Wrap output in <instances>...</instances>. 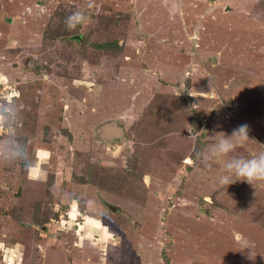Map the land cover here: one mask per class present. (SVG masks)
Instances as JSON below:
<instances>
[{"label":"rangeland","instance_id":"374dc122","mask_svg":"<svg viewBox=\"0 0 264 264\" xmlns=\"http://www.w3.org/2000/svg\"><path fill=\"white\" fill-rule=\"evenodd\" d=\"M0 100L28 145L0 161V264H264V182L217 183L264 151V0H0Z\"/></svg>","mask_w":264,"mask_h":264},{"label":"clouds","instance_id":"9594fccd","mask_svg":"<svg viewBox=\"0 0 264 264\" xmlns=\"http://www.w3.org/2000/svg\"><path fill=\"white\" fill-rule=\"evenodd\" d=\"M86 19L87 17L82 11H76L66 18L65 24L69 30H72L78 25L85 23ZM21 125L20 108L12 100H0V161L5 163L27 161V141L25 140L22 143L20 139L5 131L9 127L17 128L21 127ZM215 127H220V125L217 124ZM186 130L189 137L194 140L199 139L196 128H188ZM250 131L251 126L248 123L237 125L230 134L220 136L207 149L196 151L193 159L189 162L198 161L202 167L208 169H211L213 165H219L222 158L234 154L237 148L242 147L248 141ZM212 133L215 135L216 131L213 130ZM237 180L245 181L250 185L255 182H264V151L252 153L248 157L231 155L229 159L223 162L222 173L217 178L219 186L227 187ZM21 260L20 258L19 264H21Z\"/></svg>","mask_w":264,"mask_h":264},{"label":"water","instance_id":"95a60500","mask_svg":"<svg viewBox=\"0 0 264 264\" xmlns=\"http://www.w3.org/2000/svg\"><path fill=\"white\" fill-rule=\"evenodd\" d=\"M212 60H215V57L212 58ZM110 124H114V123H111V122H105L103 123L101 126H100V130H101V133H103V136H105L107 139H109L110 136H112L114 134V132H112V128L114 125H111ZM116 135V134H115ZM104 204L111 210H116L117 208V205L116 204H113L111 202H108V201H105L104 200Z\"/></svg>","mask_w":264,"mask_h":264},{"label":"bare ground","instance_id":"6f19581e","mask_svg":"<svg viewBox=\"0 0 264 264\" xmlns=\"http://www.w3.org/2000/svg\"><path fill=\"white\" fill-rule=\"evenodd\" d=\"M243 5V4H242ZM243 7H245L244 5H243ZM248 7V6H247ZM248 9V8H247ZM146 51V50H145ZM149 51V50H148ZM147 53V52H146ZM247 68V67H246ZM220 77V76H219ZM246 77H248V76H246ZM250 77V76H249ZM242 79V78H241ZM249 79V78H248ZM242 81V80H241ZM248 81V80H247ZM216 82V81H215ZM212 83V82H211ZM215 85H217V84H215ZM243 90V89H242ZM241 91V90H240ZM244 91V90H243ZM242 94V93H241ZM96 101V100H95ZM74 142V141H73ZM66 145V144H65ZM74 145V144H73ZM67 147V146H66ZM64 148V147H63ZM72 148H74V147H72ZM42 161H43V159H42ZM45 162V161H44ZM43 162V163H44ZM1 179V178H0ZM92 221H93V224H95V225H99V220H97L96 218H93L92 219ZM180 224H182V223H180ZM179 225V224H178ZM181 227V226H180ZM181 229V228H180ZM109 234V233H108ZM263 234V233H262ZM259 235V234H258ZM107 236V235H106ZM262 237V236H261ZM54 254H56V253H54ZM60 255V254H59ZM51 256V255H50ZM57 256V255H56ZM30 259V258H29ZM61 259V258H60ZM47 262V261H46ZM33 264H35V263H33ZM52 264V263H51ZM180 264H181V262H180Z\"/></svg>","mask_w":264,"mask_h":264},{"label":"flooded vegetation","instance_id":"af4514ba","mask_svg":"<svg viewBox=\"0 0 264 264\" xmlns=\"http://www.w3.org/2000/svg\"><path fill=\"white\" fill-rule=\"evenodd\" d=\"M104 200H105V199H103V198L100 199V201L103 202V203H102L103 205H105V204H104ZM26 223H28V222H26ZM5 228H6V227H5ZM6 230H7V228H6ZM4 233H7V232H4Z\"/></svg>","mask_w":264,"mask_h":264}]
</instances>
